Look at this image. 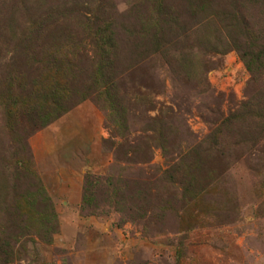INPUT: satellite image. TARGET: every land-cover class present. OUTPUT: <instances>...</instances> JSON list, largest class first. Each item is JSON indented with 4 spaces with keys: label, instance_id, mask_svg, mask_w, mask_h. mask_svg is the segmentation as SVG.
Segmentation results:
<instances>
[{
    "label": "rangeland",
    "instance_id": "1",
    "mask_svg": "<svg viewBox=\"0 0 264 264\" xmlns=\"http://www.w3.org/2000/svg\"><path fill=\"white\" fill-rule=\"evenodd\" d=\"M0 264H264V0H0Z\"/></svg>",
    "mask_w": 264,
    "mask_h": 264
},
{
    "label": "trees",
    "instance_id": "2",
    "mask_svg": "<svg viewBox=\"0 0 264 264\" xmlns=\"http://www.w3.org/2000/svg\"><path fill=\"white\" fill-rule=\"evenodd\" d=\"M87 23H89V21H88V19H87V22L86 23H84L83 22V24L85 25L86 24V26H90V24H87ZM93 24H94V26H92L93 27V32L94 33H96V32H98V38H96V40H97V43L100 45V43H101V39L105 36L106 37V40H107V42H112L113 41V36H111V34H112V32L109 30V28H110V26L112 25L111 24V22L110 21H108V20H102L101 22L100 21H98V19H94L93 20V22H92ZM106 33H108V35H106ZM102 44V43H101ZM157 138L159 139V141H160V146H162V149H164V150H167V149H169V148H173V149H176V147H178V142L176 141V140H173V139H171V138H169L166 134H165V132H160V133H157ZM173 151H171V153H172ZM170 153V154H171ZM186 157V156H185ZM184 157V158H185ZM180 161H183V158L181 159H179V162ZM179 162L178 163H176L175 162V164H174V168L171 170V171H173L172 173H179L181 176H182V173H186V171H179L178 170V167H179ZM183 163V162H182ZM186 167H187V170H189L190 169V166H189V164L188 165H186ZM166 171H169V170H164L163 172H166ZM162 172V173H163ZM161 173V174H162ZM168 173H165L164 175H167ZM184 176V175H183Z\"/></svg>",
    "mask_w": 264,
    "mask_h": 264
},
{
    "label": "crops",
    "instance_id": "3",
    "mask_svg": "<svg viewBox=\"0 0 264 264\" xmlns=\"http://www.w3.org/2000/svg\"><path fill=\"white\" fill-rule=\"evenodd\" d=\"M69 180H70V179H66V181H68V182H69ZM70 182H71V180H70Z\"/></svg>",
    "mask_w": 264,
    "mask_h": 264
}]
</instances>
